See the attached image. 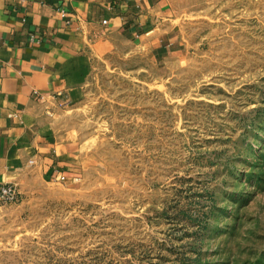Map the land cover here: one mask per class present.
Returning a JSON list of instances; mask_svg holds the SVG:
<instances>
[{"label":"rangeland","instance_id":"obj_1","mask_svg":"<svg viewBox=\"0 0 264 264\" xmlns=\"http://www.w3.org/2000/svg\"><path fill=\"white\" fill-rule=\"evenodd\" d=\"M197 4L161 62L89 33L60 176L15 184L0 264H264V0Z\"/></svg>","mask_w":264,"mask_h":264},{"label":"crops","instance_id":"obj_2","mask_svg":"<svg viewBox=\"0 0 264 264\" xmlns=\"http://www.w3.org/2000/svg\"><path fill=\"white\" fill-rule=\"evenodd\" d=\"M209 1L0 0V186L60 176L63 145L48 116L81 76L91 31L105 28L161 62L178 44L174 19Z\"/></svg>","mask_w":264,"mask_h":264},{"label":"built area","instance_id":"obj_3","mask_svg":"<svg viewBox=\"0 0 264 264\" xmlns=\"http://www.w3.org/2000/svg\"><path fill=\"white\" fill-rule=\"evenodd\" d=\"M63 14L65 12L63 11ZM108 22L104 21V25H107ZM18 188L15 184H3L0 186V211L4 205L15 203L18 201Z\"/></svg>","mask_w":264,"mask_h":264}]
</instances>
